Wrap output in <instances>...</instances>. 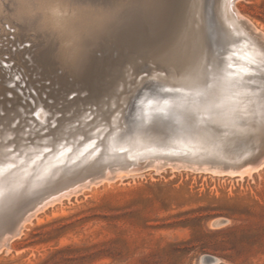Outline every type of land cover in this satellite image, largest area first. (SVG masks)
Instances as JSON below:
<instances>
[{
	"label": "rangeland",
	"instance_id": "374dc122",
	"mask_svg": "<svg viewBox=\"0 0 264 264\" xmlns=\"http://www.w3.org/2000/svg\"><path fill=\"white\" fill-rule=\"evenodd\" d=\"M182 1V10L179 12L169 6L161 7V15L173 18L169 21L151 15L154 6H148L143 11L135 0H123L110 31L90 45L79 62L70 67L67 53L48 31L34 23V0H0V111L3 112H0V142L5 143V149L11 148L13 153L19 154L25 147L37 143L36 146L45 147L47 150L44 151L50 153L61 147L62 143L83 141L86 135L99 131L105 133L114 130L122 135L138 130L140 125L136 121L140 115L135 106L140 95H136V89L151 84L162 92L165 88L156 85V73L166 78L168 86L178 88L171 84L178 82L170 76L169 71L181 75L187 68L180 61L178 53H181L179 42L181 45L185 39L189 40L186 28L190 0ZM215 2L202 0V15L206 13V18L203 17V24L199 22V25L194 24L193 27V30L200 33L195 34L201 46L200 59L210 76H216L218 72L223 74L221 64L217 61L227 54L224 51L230 47L217 20ZM109 4L110 0H86L85 6L107 15ZM235 7L244 17L240 18L243 19L242 26L264 50V0H236ZM55 11L56 15H62L66 9L57 7ZM201 25H204L205 32L201 30ZM165 28L168 31L164 35L162 31ZM157 33L160 34L159 38ZM165 53L171 58L163 64L160 59ZM156 64L159 66L155 67ZM250 68L247 75L254 78L259 74L257 69H264V61L253 62ZM129 73H132L131 76ZM121 77L126 85L122 84ZM261 86L264 87V84ZM144 90L150 91L148 88ZM253 94L259 99L255 91ZM104 97L106 99L103 103ZM133 99L135 106L132 104ZM108 114L110 118H106ZM50 118H55L54 122ZM12 120L15 126L11 125ZM55 122L59 127L54 134L57 140L46 136L40 137L34 144L28 141L17 143L18 134L35 136L41 132L43 136L45 126L57 125ZM197 124L206 129L212 143L220 148L210 153L218 154L219 158L223 154V157L219 159L212 154L214 161H208L202 160L203 156L194 157L182 152L163 153L157 158L151 156L132 160L131 157H125L123 164L112 166L109 160L102 157L103 147L98 146L100 150L96 153L99 157L95 153V158L91 157L84 162L72 161L71 168L61 170L46 180L48 184L44 181L27 194V190H21L25 194L21 195L20 191L23 197L17 199L19 203H15L10 216L0 221V264H264V143L256 141L247 145H231L211 125L227 129L232 126L220 125L208 119ZM140 128L147 133L162 136L169 131L158 118L145 121ZM73 133H76L75 137ZM2 134L8 136L3 135L4 138ZM103 137L104 134L100 133L90 140L98 143L102 142ZM166 139L163 144H166ZM48 141L51 143L48 144ZM122 150L118 152L124 153L125 149ZM210 155L208 153L205 156L213 158ZM257 157L262 162L253 168V161ZM221 159L227 160L221 162ZM248 169H251L250 173ZM123 172L124 176H120L119 173ZM97 180L99 184L94 185ZM60 182L68 184L63 186ZM78 182H81L80 186L75 184ZM69 187L74 190L72 193ZM77 191L76 195L73 194ZM30 214L28 222L29 219L25 218Z\"/></svg>",
	"mask_w": 264,
	"mask_h": 264
},
{
	"label": "bare ground",
	"instance_id": "6f19581e",
	"mask_svg": "<svg viewBox=\"0 0 264 264\" xmlns=\"http://www.w3.org/2000/svg\"><path fill=\"white\" fill-rule=\"evenodd\" d=\"M137 5L140 7V9H142L143 11H145V9L148 6H154L155 8L151 11V15H153L155 18H160L163 20H172L173 18H170L166 15H161V7L162 6H169L172 7L174 9V11H181L182 10V5H183V1L182 0H163L162 3L156 4L153 3L152 0H135ZM235 1L236 0H216V17L217 20L219 22V24L222 26V29L224 31V33L226 34V37L228 39V44H229V48L225 49L224 53H227L224 57H222L221 59H219L217 62L219 64H221V68L223 70V74L219 73L216 76H210L209 73L203 68V64L202 61L200 59V55H201V46L199 44L198 41V37L197 34L198 32H196L195 30H193L194 24L199 25L201 22L202 24L204 23L203 17H205V15H202V12L204 14V9H202V0H190L189 4H188V20H187V32H188V37L189 40L185 39V41H181L182 44L180 45L179 42V47H181V53H178L180 55V61H182L183 63H185L187 65V68L185 69V73L181 74V75H176L175 73L169 71L170 76L176 80L178 83L176 84V86L179 89V92H171V93H164L163 91H157V92H151L148 90H144L142 94H140L139 96V102L138 104L135 106V109L137 111V113L142 116L144 118V120L149 121L151 119H155L158 118L159 115H167L170 116L174 119V121L176 122V127L177 130H174L169 138H170V142H167L166 144H158L155 142V140H152V138H150L151 136L143 131V130H139L141 129V125L139 127L138 130H135L132 133L131 130V134H122L119 135L117 132L110 131V132H103V131H99L96 134L93 135H89L83 139V141H79V142H67L66 144H61V147H57L55 148L52 152H46L44 151L45 147H41V146H27L24 149L22 148H18V149H22V151L19 154L13 153V152H7V150L5 149V143L3 144L2 142H0V193H2L3 195H0V221L8 216H10L11 213V209L13 208V206L15 205V203L17 202V199L20 198V191L22 190H27V192L32 189H35L36 187H38L41 183H43L46 180L51 179L53 176H55L57 173H59L61 170H67L69 168L72 167L71 162L72 161H76V163H81L84 162L88 159H90L91 157L98 156L97 154L98 149L97 147H103V153H102V157L106 160H109L113 165H118V164H123L126 161V158H135V159H139V158H146L147 157H155L157 158L158 156L162 155L163 153H168V154H172V153H186L189 155H195L198 154L200 152L203 151H212L214 149L213 147V143L210 140V135L208 134V132L206 131V129H203L202 127H189L187 125H184L183 123V117L186 114H189L191 112H195L197 113L199 116H202L205 119L211 120L214 123L220 124V125H230L232 126L233 124V110L237 107V100L238 98H242L244 95H253V89L247 88L244 86V82L246 80H248L250 77L247 75V73L251 70V63H255V62H262L264 61V50L263 48L259 47L258 41L256 43V40L254 41L251 35L250 37V33L247 32L245 30V28L242 26L243 23H241V20L244 19V17L241 16V14H239V12L237 11L236 7H235ZM188 2V1H187ZM11 3V2H10ZM140 4V5H139ZM91 5V4H90ZM185 5V4H184ZM129 6V5H127ZM187 8V7H186ZM204 8V6H203ZM206 8V7H205ZM127 9V8H126ZM19 10V9H18ZM203 10V11H202ZM206 10V9H205ZM57 11V10H56ZM55 11V12H56ZM60 11V10H59ZM138 11V10H137ZM15 12V11H14ZM129 12V11H128ZM176 12V13H177ZM29 14V13H27ZM57 14V12L55 13ZM140 14V13H139ZM30 15V14H29ZM28 15V17H29ZM122 15V14H121ZM181 15V14H180ZM179 15V16H180ZM126 16V15H125ZM142 16V15H141ZM150 16V15H149ZM152 16V17H153ZM244 16V15H243ZM24 17V16H23ZM243 18L240 20V18ZM18 18V16H17ZM32 18V16H31ZM146 18V17H145ZM206 18V17H205ZM28 19V18H27ZM185 19V18H184ZM248 19V18H247ZM246 19V20H247ZM23 20V19H22ZM122 20V19H121ZM249 20V19H248ZM127 22V21H126ZM137 22V21H136ZM135 22V23H136ZM139 22V20H138ZM162 22V21H161ZM177 22V21H176ZM249 22V21H248ZM23 23V22H22ZM199 23V24H198ZM246 23V22H245ZM125 24V21H124ZM251 24V23H250ZM130 25V24H129ZM147 25V24H146ZM196 25V26H197ZM145 26V25H143ZM178 26V25H177ZM176 26V27H177ZM202 26V27H201ZM199 27H201V30H203V26L201 25ZM185 27V26H184ZM182 27V28H184ZM205 28V27H204ZM254 28V25H253ZM257 28V27H256ZM148 29V28H147ZM152 29V28H151ZM192 29V30H191ZM195 29V28H194ZM200 29V28H199ZM32 31H34L33 29H31ZM127 30V29H126ZM157 30V29H155ZM160 30V29H159ZM205 30V29H204ZM203 30V32H205ZM120 31V30H119ZM168 29L165 28L162 32L167 33ZM183 31V29L181 30ZM208 31V30H207ZM254 31V30H253ZM257 31V30H255ZM259 31V30H258ZM29 32V31H28ZM200 32V31H199ZM202 32V31H201ZM154 33V32H153ZM183 33V32H182ZM214 33V32H213ZM264 33V32H263ZM137 34V33H136ZM142 34V32H141ZM145 34V33H144ZM200 34V33H198ZM257 34V33H256ZM120 35V34H119ZM173 35V33H172ZM203 35V34H201ZM201 35L199 38H201ZM205 35V33H204ZM203 35V37H205ZM125 36V35H124ZM155 36V35H154ZM158 38L160 37V34L157 33ZM156 36V37H157ZM264 37V36H262ZM115 38V37H114ZM166 38V37H165ZM184 37H182L183 39ZM258 38V37H257ZM157 39V38H156ZM179 40V39H178ZM184 40V39H183ZM260 40V39H259ZM154 41V39H153ZM205 42V41H204ZM177 43V42H176ZM175 43V45H176ZM178 44V43H177ZM132 45V44H131ZM133 46V45H132ZM149 46V45H148ZM175 47V46H174ZM145 49V48H144ZM134 50V49H133ZM140 50V49H139ZM147 50V49H145ZM150 50V49H149ZM178 51V50H177ZM144 52V51H143ZM167 52V51H166ZM149 53V52H148ZM234 53V54H233ZM177 54V55H178ZM175 55V54H174ZM127 57V56H126ZM141 57V56H139ZM169 58H171L170 56L167 55V53H165L160 61L161 63H167ZM178 58V57H177ZM175 59V58H174ZM179 60V59H178ZM177 61V60H175ZM222 61V62H221ZM159 62V61H158ZM174 62V61H173ZM180 62V63H182ZM123 63V62H121ZM133 63V62H132ZM150 63V62H149ZM128 64V63H127ZM175 64V63H174ZM173 64V65H174ZM152 65V64H151ZM172 65V64H171ZM229 65L233 66V67H229ZM63 66V65H62ZM92 66V65H91ZM114 66V65H113ZM131 66V65H130ZM146 66V65H145ZM159 66L158 64H156L155 67ZM93 67V66H92ZM129 67V66H128ZM127 67V68H128ZM173 67V66H172ZM178 67V66H177ZM165 68V67H164ZM167 68V67H166ZM170 69H172L171 67H169ZM175 68V67H173ZM139 69V68H138ZM143 69V67H142ZM158 69V68H157ZM161 69V68H160ZM168 69V68H167ZM93 70V69H92ZM114 70V69H113ZM136 70V69H135ZM141 71V69H139ZM137 70V72L139 71ZM154 70V69H153ZM126 71V70H124ZM134 71V69H133ZM139 71V72H140ZM157 71V70H156ZM167 70L165 69V72ZM175 71V70H174ZM132 72V70H131ZM136 72V71H135ZM155 72V71H154ZM160 72V71H159ZM180 72V71H179ZM125 73V72H124ZM123 73V75H124ZM134 74V72H132ZM131 73V74H132ZM142 73V72H141ZM150 73V71H149ZM148 73V74H149ZM152 73V72H151ZM177 73V72H176ZM18 74V73H17ZM130 74V73H129ZM130 74V76H131ZM126 75V74H125ZM146 75H144L145 77ZM153 76V75H152ZM14 78H16L15 76H13ZM12 77V78H13ZM124 77V76H123ZM134 77V76H133ZM156 77V82H157V86H160L161 88H174L171 86H168L166 84V78H164V76L162 74H155ZM86 78V77H85ZM146 78V77H145ZM145 78L143 79L145 82ZM124 79V78H123ZM121 79L123 81L122 84L124 83V80ZM132 79V78H130ZM129 79V80H130ZM180 79H183L182 81H180ZM105 80V79H104ZM128 80V82H129ZM142 80V79H141ZM150 80V79H149ZM152 80V79H151ZM121 81V82H122ZM134 81V80H133ZM139 81V80H138ZM8 82V81H7ZM116 82V81H115ZM173 82V81H172ZM138 84H140L139 82H137ZM117 84V83H116ZM119 84V83H118ZM121 84V85H122ZM131 84V82L129 83V85ZM171 85V84H170ZM124 85H122L123 87ZM134 86V84H133ZM118 87V86H115ZM104 88V87H103ZM125 88V87H124ZM136 88V85H135ZM135 88H133L135 90ZM105 89V88H104ZM131 89V88H129ZM128 89V91H129ZM132 89V90H133ZM111 90V89H110ZM114 90V88H113ZM125 89H123L124 91ZM138 90V89H136ZM101 91V90H100ZM120 91V90H119ZM121 90V92H123ZM127 92V91H126ZM132 92V91H131ZM74 93V92H72ZM71 93V96H72ZM99 93V92H98ZM113 93V91L111 92ZM110 93V94H111ZM130 93V92H129ZM136 93V92H135ZM134 93V94H135ZM116 94V93H115ZM124 94V93H123ZM114 95V94H113ZM123 96H127V95H123ZM103 97V96H102ZM115 97V96H114ZM113 97V98H114ZM69 98V97H67ZM257 98V97H256ZM29 98H27L28 100ZM95 99V98H94ZM93 99V100H94ZM98 99V98H97ZM106 99V97H104L102 99V102ZM116 100V97L114 98ZM129 99V98H128ZM30 100V99H29ZM89 100V99H88ZM112 100V99H111ZM114 100V101H115ZM123 100V99H121ZM259 102V99H257ZM97 101V100H96ZM113 101V102H114ZM128 101V100H127ZM120 102V101H119ZM118 102V103H119ZM104 103V102H103ZM102 103V104H103ZM110 103V102H109ZM117 103V101L115 102ZM121 103V102H120ZM141 103V104H140ZM111 104V103H110ZM124 103H122L123 105ZM127 104V103H126ZM39 105V104H38ZM100 105V104H99ZM106 106V104H104ZM37 106V105H36ZM101 106V105H100ZM103 106V107H105ZM142 106H144V109L142 110ZM39 107V106H37ZM21 108V107H20ZM34 108H36L34 106ZM42 108L41 106L39 107V109ZM91 108V107H90ZM17 109V108H16ZM37 109V108H36ZM46 109V108H45ZM81 109V108H80ZM105 109H107L105 107ZM35 110V109H34ZM58 110V109H57ZM92 110V109H91ZM94 110V109H93ZM96 110H100V109H96ZM109 110H111V108H109ZM116 110V109H115ZM22 110H20L21 112ZM41 111V110H40ZM71 111V110H70ZM85 111V110H84ZM103 111V110H102ZM124 111V110H123ZM122 111V112H123ZM1 112V111H0ZM38 112V110H37ZM37 112H34L35 114H37ZM83 113V111H80ZM91 112V111H90ZM107 113H109L106 110ZM118 112V111H117ZM121 112V111H120ZM3 113V112H1ZM41 113V112H39ZM53 113V112H52ZM59 113V112H58ZM104 113V112H103ZM129 113V112H128ZM11 114V112L9 113ZM81 114V113H80ZM113 114V112L111 113ZM21 115V114H20ZM39 115V114H37ZM36 115V116H37ZM45 115V112H44ZM51 115V114H50ZM53 115V114H52ZM57 115V114H56ZM61 115V114H60ZM76 115V113H75ZM78 115V114H77ZM82 115V114H81ZM30 116V115H28ZM41 116V115H40ZM91 116V115H90ZM97 116V115H96ZM105 116V115H104ZM109 117L106 118H110L111 115L108 114ZM129 116V115H128ZM136 116V115H135ZM22 117V116H21ZM38 117V116H37ZM42 117V116H41ZM50 117V116H48ZM114 117V116H113ZM44 118V117H43ZM47 118V117H46ZM73 118V117H72ZM85 118V117H84ZM105 118V117H104ZM120 118V117H119ZM16 119V118H15ZM14 119V120H15ZM26 119V118H25ZM37 119V118H36ZM41 119V118H40ZM39 119V120H40ZM52 119V118H50ZM122 119V118H121ZM120 119V120H121ZM14 120H12L14 122ZM22 120V118H21ZM42 120V119H41ZM48 120V119H47ZM53 120V119H52ZM55 120V118H54ZM53 120V122H54ZM7 121V120H6ZM17 122V119L15 120ZM30 121V119L28 120ZM51 121V120H50ZM91 122V120H89ZM93 121V120H92ZM112 121V120H111ZM127 121H130L129 119H127ZM11 122V121H10ZM11 122V125L15 126V122L13 123ZM37 122V121H36ZM42 123V121H40ZM40 122H38L40 124ZM66 123V121H64ZM86 122V121H85ZM84 122V123H85ZM3 123V121H2ZM22 123V122H21ZM20 123V125H21ZM29 123V122H27ZM45 123V121H44ZM43 123V124H44ZM50 124L52 122H49ZM56 123V122H55ZM70 123V122H68ZM112 123H117L116 120L112 121ZM120 123V122H119ZM126 123V122H125ZM4 124V123H3ZM23 124V123H22ZM57 124V123H56ZM63 123L61 122V125ZM133 124V123H132ZM136 125V123H134ZM31 125V124H30ZM55 125V124H54ZM68 125V124H67ZM112 125V124H111ZM135 125H132L135 127ZM138 125V124H137ZM152 125V124H151ZM10 126V125H9ZM23 126V125H22ZM25 126V125H24ZM23 126V127H24ZM36 126V125H34ZM41 126V125H40ZM121 126V125H120ZM7 127V126H6ZM20 127V126H19ZM31 127V126H30ZM42 127V126H41ZM63 127V126H62ZM110 127V126H109ZM4 128V127H3ZM28 128V127H26ZM35 128V127H34ZM59 128V127H58ZM67 128V127H64ZM69 128V127H68ZM89 128V127H88ZM91 128V127H90ZM89 128V129H90ZM108 128V127H107ZM117 128V127H115ZM121 128V127H120ZM22 129V128H21ZM24 129V128H23ZM22 129V130H23ZM39 129V128H38ZM43 129V127H42ZM99 129V128H98ZM112 129V128H111ZM133 129V128H132ZM5 130V128L3 129ZM10 130V129H9ZM28 130V129H27ZM44 130V129H43ZM66 130V129H65ZM147 130V129H146ZM11 131V130H10ZM31 131V130H30ZM28 131V132H30ZM36 131V130H35ZM64 131V130H63ZM84 131V130H83ZM33 132V131H32ZM37 132V131H36ZM56 132H58V130L56 129ZM61 132V131H60ZM126 132V131H124ZM123 132V133H124ZM153 132V131H152ZM7 133L8 130H7ZM17 133V132H16ZM21 133V132H20ZM25 133V131H24ZM27 133V132H26ZM67 133V131H66ZM64 133V134H66ZM70 133V132H69ZM67 133V134H69ZM104 134L103 140L102 142H98L95 143L94 140H90L91 137H97L99 134ZM151 133V132H150ZM5 134V133H4ZM2 134V137L4 136H8V135H4ZM10 134V133H9ZM14 134V133H13ZM36 134V133H35ZM157 134V133H156ZM4 135V136H3ZM23 135V133H22ZM76 133H73V137H75ZM26 136V135H25ZM59 136V135H58ZM65 136V135H64ZM68 136V135H67ZM1 137V136H0ZM10 137V136H9ZM12 137V136H11ZM41 137H45L46 136H41ZM48 137V136H47ZM51 137V136H50ZM56 137V136H55ZM62 137V136H61ZM83 137V136H81ZM80 137V139H81ZM5 138V137H4ZM59 139V137H57ZM68 138V137H67ZM212 138V137H211ZM3 139V138H1ZM40 139V138H38ZM43 139V138H42ZM50 139V138H49ZM48 139V140H49ZM55 139V138H54ZM100 139V138H99ZM16 140V139H15ZM45 140V139H44ZM57 140V139H55ZM2 141V140H1ZM6 140H4L5 142ZM46 141V140H45ZM51 141V140H49ZM48 141V144L51 143ZM222 141V140H221ZM25 142V141H24ZM40 142V141H39ZM44 142V141H43ZM42 142V143H43ZM224 142V141H223ZM22 143V142H21ZM260 143V142H259ZM7 144V143H6ZM11 144V143H10ZM24 144V143H22ZM29 144V143H28ZM31 144V142H30ZM34 144V142H33ZM46 144V143H45ZM57 144V143H56ZM252 144V143H251ZM256 144V143H255ZM52 145V144H51ZM247 145V144H246ZM261 145V144H260ZM14 146V145H12ZM10 146V147H12ZM26 146V145H23ZM46 146V145H45ZM48 146V145H47ZM59 146V145H58ZM259 146V145H258ZM15 147V146H14ZM220 147V146H219ZM224 147V144H223ZM226 147V146H225ZM241 147V146H240ZM17 149V148H16ZM122 150L125 149L124 153H119L118 150ZM222 149V148H221ZM227 148H225L224 150H226ZM236 149V148H235ZM47 150V149H45ZM124 150H122L123 152ZM227 151V150H226ZM18 152V151H16ZM46 152V153H44ZM97 152V153H96ZM121 152V151H120ZM223 152V151H222ZM96 153V155H95ZM229 153V151H228ZM227 153V154H228ZM234 153V152H233ZM211 154V155H210ZM212 154L216 155L215 153H210L209 155L211 157ZM226 154V155H227ZM231 154V153H230ZM228 154V155H230ZM95 155V156H94ZM218 155V154H217ZM216 155V158H219ZM225 155V156H226ZM221 157H223L224 155H219ZM166 157V156H165ZM178 158H181L179 156H177ZM186 157V156H185ZM184 157V158H185ZM189 157V156H187ZM208 157V156H207ZM220 157V158H221ZM97 158V157H96ZM102 158V160H103ZM183 158V157H182ZM181 158V159H182ZM190 158V157H189ZM219 158V159H220ZM93 159V158H92ZM100 159V158H98ZM97 160V159H96ZM130 160V159H129ZM134 160V159H132ZM158 160V159H157ZM218 160V159H217ZM223 160V159H221ZM225 161L227 159H224ZM221 161V162H224ZM148 161V160H147ZM146 161V162H147ZM185 162V160H183ZM109 162V163H110ZM220 162V161H219ZM220 162V164H221ZM228 162V161H227ZM241 162V161H240ZM14 163L16 165L15 168H11L9 165ZM102 163V162H101ZM104 163V162H103ZM226 163V162H225ZM264 163V161H263ZM262 163V164H263ZM89 164V163H88ZM106 164V163H105ZM108 164V163H107ZM223 164V163H222ZM236 164V163H235ZM110 165V164H109ZM108 165V167H109ZM127 165V164H126ZM252 165V164H251ZM251 165H247L248 167ZM87 166V165H85ZM107 166V165H106ZM105 166V168H106ZM128 166V165H127ZM243 166V165H242ZM75 167V166H74ZM116 167V166H115ZM114 167V168H115ZM130 167V166H129ZM167 167V166H165ZM171 167V166H170ZM224 167V166H223ZM235 169L237 168L236 165L234 166ZM245 167V166H243ZM242 167V168H243ZM79 168V167H77ZM152 168V167H151ZM220 168V167H219ZM241 168V167H239ZM76 169V168H75ZM104 169V168H103ZM150 169V168H149ZM153 169V168H152ZM164 169V167H163ZM229 169V168H228ZM234 169V168H233ZM84 170V169H83ZM99 170V169H98ZM110 170V169H109ZM114 170V169H113ZM112 170V171H113ZM124 170V169H122ZM127 170V169H126ZM125 170V172H126ZM189 170V169H188ZM230 170V169H229ZM97 171V170H96ZM95 171V173H96ZM140 171V170H139ZM138 171V172H139ZM142 171V169H141ZM243 171V170H242ZM64 172V171H63ZM125 172L119 173V175H123L125 174ZM130 172V171H128ZM127 172V173H128ZM134 172V171H133ZM132 172V174H133ZM136 172V171H135ZM194 172V171H193ZM233 172V171H232ZM248 173L251 172V169L247 170ZM69 173V172H68ZM73 173V172H72ZM98 173V171H97ZM100 173V172H99ZM113 173V172H112ZM115 173V172H114ZM137 173V172H136ZM243 173V172H242ZM90 174V173H88ZM106 174V173H103ZM129 174V173H128ZM222 174V172H221ZM225 174V173H224ZM237 174V173H236ZM246 174V173H245ZM63 175V174H62ZM68 175V174H66ZM85 175V174H82ZM92 175V174H91ZM97 175V174H95ZM116 175V174H115ZM113 174V176H115ZM127 175V174H126ZM131 175V174H129ZM135 175V173L133 174ZM220 175V174H218ZM241 175V172H240ZM243 175V174H242ZM250 175V174H249ZM77 177L80 175H76ZM75 176V177H76ZM72 177V176H71ZM108 177V176H107ZM116 177H118L116 175ZM128 177V176H127ZM59 178V177H58ZM81 178V177H80ZM90 178V177H89ZM105 178V175H104ZM120 178V177H119ZM123 178V177H122ZM125 178V177H124ZM73 179V178H72ZM88 179V178H86ZM94 179V178H93ZM107 179V178H105ZM113 179V178H112ZM71 180V179H70ZM102 179H100L101 181ZM114 180V179H113ZM53 181V180H52ZM64 181V180H62ZM76 181V180H75ZM94 181V180H93ZM99 180L95 181L97 185V183ZM103 181V180H102ZM105 181V180H104ZM107 182L109 180H106ZM111 181V180H110ZM47 182V181H46ZM71 182V181H70ZM74 182V180H73ZM45 183V182H44ZM50 183V182H49ZM59 183V182H58ZM61 183V182H60ZM72 183V182H71ZM81 183V182H80ZM75 183V184H80ZM93 183V182H92ZM48 184V182H47ZM63 184V183H61ZM68 183H66L67 185ZM90 183H88L87 185H89ZM59 185V184H58ZM65 184H63V186H66ZM81 185V184H80ZM79 185V186H80ZM85 185V184H84ZM56 186V185H55ZM62 186V187H63ZM71 186V185H70ZM78 186V187H79ZM91 186V185H89ZM73 187V186H72ZM79 188H83L79 187ZM90 188V187H88ZM43 189V188H42ZM70 189V187L68 188ZM72 189V188H71ZM70 189V190H71ZM84 189V188H83ZM87 189V188H85ZM44 190V189H43ZM63 191H66L67 189H62ZM78 190V189H77ZM82 190V189H81ZM21 191V192H22ZM34 191V190H33ZM74 190H71L70 192L72 193ZM80 191V190H79ZM35 192V191H34ZM82 192V191H81ZM67 193L69 194V192L67 191ZM70 193V194H71ZM77 192H74L73 194H77ZM25 194L24 192H22L21 195ZM36 194V192L34 193ZM25 196V195H24ZM62 196V195H61ZM60 196V197H61ZM65 195H63L64 198ZM69 196V195H66ZM23 197V196H22ZM21 197V198H22ZM59 197V199H60ZM28 198V195H27ZM26 198V199H27ZM31 198V197H30ZM35 198V197H34ZM62 198V197H61ZM70 198V197H69ZM24 199V198H23ZM58 199V201H60ZM25 200V199H24ZM30 200V199H29ZM31 200H33V198H31ZM28 201V200H27ZM26 201V202H27ZM21 202V199H20ZM30 202V201H29ZM56 202V201H55ZM19 203V201L17 202ZM16 203V204H17ZM53 203V202H52ZM51 203V205H52ZM54 204V203H53ZM20 206V205H18ZM49 206V205H48ZM20 208V207H19ZM45 208V207H44ZM24 209V208H23ZM14 211V210H13ZM37 213V212H35ZM34 213V214H35ZM13 214V213H12ZM33 214V215H34ZM32 214L28 215L26 219H29V217ZM222 219V218H220ZM24 220V221H25ZM217 221V220H216ZM220 221V220H219ZM30 222V219L29 221ZM32 222V221H31ZM16 223H18L16 221ZM25 224V223H24ZM10 227V226H9ZM15 227V226H14ZM23 227V226H22ZM17 227H15L16 229ZM14 229V228H13ZM22 231V230H21ZM18 232V231H17ZM1 233V232H0ZM23 233V232H22ZM19 234V233H18ZM19 236V235H18ZM17 236V237H18ZM2 237V236H1ZM20 237V236H19ZM1 239V238H0ZM3 239V237H2ZM4 241V240H3ZM10 243V242H8ZM2 245V244H0ZM3 247V246H2ZM1 248V246H0ZM5 250V249H4Z\"/></svg>",
	"mask_w": 264,
	"mask_h": 264
},
{
	"label": "clouds",
	"instance_id": "9594fccd",
	"mask_svg": "<svg viewBox=\"0 0 264 264\" xmlns=\"http://www.w3.org/2000/svg\"><path fill=\"white\" fill-rule=\"evenodd\" d=\"M123 0H110L109 14L87 8L86 0H34L35 24L48 31L74 66L93 43L113 26ZM65 10L56 15L55 9Z\"/></svg>",
	"mask_w": 264,
	"mask_h": 264
},
{
	"label": "snow or ice",
	"instance_id": "6c2138e0",
	"mask_svg": "<svg viewBox=\"0 0 264 264\" xmlns=\"http://www.w3.org/2000/svg\"><path fill=\"white\" fill-rule=\"evenodd\" d=\"M153 3L159 4L163 0H152ZM79 62V61H78ZM222 62V61H221ZM231 67V65H229ZM259 73L254 78L250 77L244 82V86L253 89L256 95L259 97V102L256 96L244 95L242 98H238L237 107L233 110V124L231 129L221 128L216 124H212L218 133L222 134L226 139L231 142V145L239 144H250L256 141L264 143V69H257ZM260 81V83H257ZM148 88L152 92H157L159 89L155 85L145 84L142 88L138 89L136 95L143 93L144 89ZM179 92L178 88H165L164 93ZM76 95V93H73ZM135 100L133 99L132 104L134 105ZM91 110V109H90ZM34 114V113H33ZM122 115H124L122 113ZM2 127V125H0ZM57 125L45 126L42 132L43 136H52L56 131ZM41 137V132H38L35 136L33 135H19L17 136V143L28 141L36 142ZM13 149H7V152H12ZM11 168H15L14 163L9 165ZM0 195H3L0 193Z\"/></svg>",
	"mask_w": 264,
	"mask_h": 264
},
{
	"label": "water",
	"instance_id": "95a60500",
	"mask_svg": "<svg viewBox=\"0 0 264 264\" xmlns=\"http://www.w3.org/2000/svg\"><path fill=\"white\" fill-rule=\"evenodd\" d=\"M183 79H180V81H182ZM173 84L174 86H176L177 83H171ZM141 104V103H140ZM142 110L144 109V106L141 107ZM192 113V114H191ZM189 114H186L184 117H183V124L184 125H187L189 127H193V128H196V127H202V125L200 124H197V122H204L205 121V118H203L202 116H199L197 113L195 112H191ZM158 119L161 120V122L164 123V128H167L169 131H168V134H166L165 136H162V135H154V134H150L148 133L152 138V140H155L156 143L158 144H162V142L165 140V138H167V142H170V134L174 131V130H177V127H176V122L174 121V119L170 116H167V115H159L158 116ZM146 120H144V118L142 116H139L138 117V120L136 121L137 124L139 125H143L144 122ZM195 122V123H194ZM162 128V127H161ZM160 128V129H161ZM168 136V137H167ZM165 142V143H167ZM213 147L214 149L212 151H203V152H200L198 154H195L194 157H202V160H210V161H214V157L213 158H206L205 155H207L209 152H217L219 151L220 148H218L216 145L213 144ZM216 157V156H215ZM262 160L260 159V157H257L254 161H253V168L259 166L261 164ZM12 232V230H11Z\"/></svg>",
	"mask_w": 264,
	"mask_h": 264
}]
</instances>
